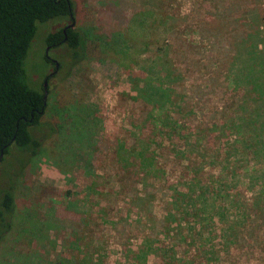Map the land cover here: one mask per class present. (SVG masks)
Returning a JSON list of instances; mask_svg holds the SVG:
<instances>
[{
	"label": "rangeland",
	"instance_id": "374dc122",
	"mask_svg": "<svg viewBox=\"0 0 264 264\" xmlns=\"http://www.w3.org/2000/svg\"><path fill=\"white\" fill-rule=\"evenodd\" d=\"M70 2L72 21L36 23L24 60L27 85L41 90L53 71L43 57L47 33L66 23L83 35L78 63L65 46L47 53L57 69L46 80L41 126L31 132L41 151L21 171L25 157L14 149L2 164L1 189L20 173L0 264H264V145L251 138V126L245 137L234 127L237 117L264 127L253 115L264 110V0H239L240 11L227 15L221 0ZM158 12L165 18L156 22ZM118 25L124 42L107 46ZM245 31L255 86L252 78L241 82L246 71L237 84L229 73L243 58L233 36L236 45ZM209 35L217 37L213 57ZM155 47L179 69L174 116L173 106L165 117L164 108L135 99L128 80V73L140 78ZM64 108L65 128L48 136L45 124L61 122ZM141 113L148 115L139 121ZM66 206L75 233L72 220L53 214ZM34 251L43 254L38 263Z\"/></svg>",
	"mask_w": 264,
	"mask_h": 264
},
{
	"label": "trees",
	"instance_id": "16d2710c",
	"mask_svg": "<svg viewBox=\"0 0 264 264\" xmlns=\"http://www.w3.org/2000/svg\"><path fill=\"white\" fill-rule=\"evenodd\" d=\"M238 1L239 0H229L226 2L225 0H221V13L227 15L231 13L233 8H237L238 11H240L242 6ZM237 9H234V11H237ZM164 16L158 12L156 20L154 19V21H161L162 18H165ZM72 17L73 6L70 0H0V176L5 170V167H2V164L5 165L7 158H10L12 152H16L25 157V162L22 161L19 166V171H21V166H23V164H28L41 151L40 147L42 141L34 138L31 132L34 129L38 130L41 126L40 121L42 116L45 115L47 101L46 99L43 100L44 94L42 84L40 86L41 90L30 88L26 83L24 71V60L30 42L36 32V23L45 24L47 21H57L55 18H60L61 20L57 21V23H62L63 21H72ZM66 25L68 24H62V28ZM119 26L120 25L113 27L117 32L114 30L109 32L106 40L107 46L117 45L118 43L124 42V32L118 31L121 30ZM62 28L48 32L44 39V46L47 47V53L52 48L65 46L71 51V64H76L83 57V35H81L78 30L69 27L66 28L65 35H63L61 32ZM198 28L200 38L203 39L204 36H206L205 29L200 26ZM237 33H235V35ZM89 34H91V32ZM209 37L211 38V41L208 42L207 49L209 48L210 50V57H213V54L216 52L215 40L217 37L210 35ZM209 37H206V39ZM236 37L237 36H233L232 44L236 47L238 54L241 53L240 56H243V58H234L235 60L237 59V61L236 63L233 62L229 73L232 74L234 83L237 84V82L240 81V79H238L240 75L243 71H246L245 78L243 77L244 81L241 80V82H244V85L252 82V85L254 84L255 86V82H253L254 70L256 68V63L253 62L254 53H252L253 50L249 51L246 47L247 43L250 42L248 40L249 37H247L245 31L239 39V43L235 45L234 39H237ZM169 39H171V37ZM171 45H175V42L172 40L166 46L168 48ZM228 46L230 45L228 44ZM251 46L256 48V43L251 44ZM153 51H155L154 57L149 61L146 67L140 68V71L138 72L140 78L135 79L132 77L133 75H129L130 73H128V80L133 85V92L136 94L134 97L135 99L151 105L152 108H164L167 112L165 117H168L169 113L167 106H173L172 114L174 116V108L179 107L174 104L175 102L170 99V96L173 91H175L174 85L178 82V77L180 75L179 69H177L178 67L168 65V62L161 61L162 57L156 55V53L161 51L160 49L155 47ZM220 55L221 57L224 56L223 53H220ZM43 57L48 64H52L45 58V55ZM184 61L190 60L184 59ZM53 71H56L54 70V65ZM54 72L51 75H46L45 81L53 77ZM246 78L252 79L250 82H247L245 81ZM199 87L201 86L196 85L190 87L191 89H189V91L191 95H186L187 97L184 95V100L187 98L191 101L192 98H194V96L192 97V92ZM257 93L260 94V92ZM252 94L256 96V93ZM58 115L60 118L58 120L61 122L57 121L55 126L50 123L45 124V126L47 125L48 127L46 133L48 136H57L58 133L65 128V124L62 121L66 123V119L71 117L67 108L62 109ZM72 115L75 116L74 113ZM146 115H148V113H141L138 120L141 121L140 118H144ZM253 115L256 119H259V117L264 118V110L262 112L254 111ZM248 126H251L253 132L251 138L255 139L256 143L260 146L261 144L264 145V127L261 122H250L247 125L245 118L237 117V120L234 123L237 132H243L241 135L243 137H245L244 128L248 129ZM68 132H70V130ZM11 149H14V151L11 152ZM135 156L137 158L139 154L136 153ZM140 156L141 157L138 158L143 157L147 159L143 154H140ZM18 172L15 171L14 174H10L7 179L5 178V186L2 189L0 187V240L8 233L10 228V222L15 208L13 190L17 179L19 178L20 172ZM261 173V176L264 177V171H261ZM67 208V206L66 208L62 207L59 212L53 211V214L55 216L58 215L57 218L62 222L66 219L63 217L72 220V218L69 217L71 214L66 210ZM151 221L153 223L157 222L154 221V218H152ZM157 223L160 226L163 224L160 221ZM43 224H46V226L51 229L53 221L46 218ZM69 226L71 229L74 228L73 220L69 223ZM75 232H77L76 228H74V233ZM30 254L34 260L38 259L37 263L40 262L43 257V254L41 256L40 252L37 251L30 252ZM25 259L28 260L27 258Z\"/></svg>",
	"mask_w": 264,
	"mask_h": 264
},
{
	"label": "flooded vegetation",
	"instance_id": "af4514ba",
	"mask_svg": "<svg viewBox=\"0 0 264 264\" xmlns=\"http://www.w3.org/2000/svg\"><path fill=\"white\" fill-rule=\"evenodd\" d=\"M68 26H70L69 24L68 25H66V26H64L63 28H62V34L63 35H65V30H66V28H68ZM64 38H65V36H64ZM45 58L50 62V63H52L54 66H55V68H54V70H56L57 69V65H56V63H55V61H53L51 58H49L48 57V55H47V50H46V52H45ZM54 72V71H53ZM53 72H51V73H49L48 75H51Z\"/></svg>",
	"mask_w": 264,
	"mask_h": 264
},
{
	"label": "water",
	"instance_id": "95a60500",
	"mask_svg": "<svg viewBox=\"0 0 264 264\" xmlns=\"http://www.w3.org/2000/svg\"><path fill=\"white\" fill-rule=\"evenodd\" d=\"M69 28H72V25L70 24V26H68ZM45 85H46V81H44L43 82V85H42V87H43V100L45 99Z\"/></svg>",
	"mask_w": 264,
	"mask_h": 264
}]
</instances>
